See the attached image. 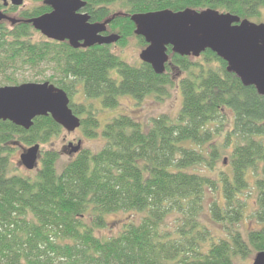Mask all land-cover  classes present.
Instances as JSON below:
<instances>
[{"label":"trees","instance_id":"trees-1","mask_svg":"<svg viewBox=\"0 0 264 264\" xmlns=\"http://www.w3.org/2000/svg\"><path fill=\"white\" fill-rule=\"evenodd\" d=\"M29 1L36 5L5 13L26 21L50 12L46 0ZM82 1L91 23L110 20L108 31L121 47L135 37L134 14L211 9L260 23L264 10V0ZM37 35L23 22L0 23V87L24 84L13 77L18 69L57 68L60 77L48 83L83 117L82 136L104 144L97 152L80 150L60 171V153L44 151L35 174H15L12 145H46L63 129L49 116L36 118L28 131L0 122V264H238L264 252V96L243 87L210 51L193 62L168 48L165 73L157 76L149 65L125 63L111 46L74 50ZM172 69L184 75L175 118L161 115L146 127L121 115L101 128L92 106L71 103L76 85L103 110H115L125 97L137 105L162 102L174 84ZM226 155L227 167L218 169ZM251 190L257 226L244 237L239 226ZM204 207L220 231L201 222ZM120 214L126 218L115 236L96 235Z\"/></svg>","mask_w":264,"mask_h":264},{"label":"water","instance_id":"water-1","mask_svg":"<svg viewBox=\"0 0 264 264\" xmlns=\"http://www.w3.org/2000/svg\"><path fill=\"white\" fill-rule=\"evenodd\" d=\"M23 2L0 0L6 9L22 7ZM43 5L50 9L49 13L26 21L0 12V23L29 24L45 39L66 42L74 50L111 46L119 41L118 35L107 34L109 19L90 22L83 12L86 3L82 0H46ZM129 18L135 37L142 38L146 45L139 60L149 65L155 75L165 73L168 48L173 55L191 59L210 51L226 63V71L235 75L243 87H253L259 96H264V23L255 24L211 9L164 10ZM48 116L66 133L80 128V119L69 109L66 93L54 85L44 82L0 87V122L28 131L36 118ZM80 150L81 142L67 146L69 156ZM40 156V146L34 145L23 151L19 161L26 171H33ZM252 264H264V252L256 253Z\"/></svg>","mask_w":264,"mask_h":264},{"label":"rangeland","instance_id":"rangeland-1","mask_svg":"<svg viewBox=\"0 0 264 264\" xmlns=\"http://www.w3.org/2000/svg\"><path fill=\"white\" fill-rule=\"evenodd\" d=\"M36 4L32 3L29 0H24L23 6L19 7V11L22 8H31L35 6ZM12 7H8L7 9L2 6L0 3V12H4L7 10H10ZM18 9V8H16ZM6 14V13H5ZM8 17L14 20H19L18 12L6 14ZM254 23V22H253ZM260 23H264V10L261 13V20ZM255 23V24H260ZM7 26L10 24L6 23ZM38 33V32H37ZM39 34V33H38ZM107 34H111L110 31L107 32ZM38 37H41V35H37L35 39H38ZM144 50V48L141 47V45L138 43V40H136L135 37L129 38L127 40V43L121 47L117 44L111 45L110 51L113 55L119 57L122 61L129 64L130 66L138 67L141 64V61L139 60V55ZM193 62H197L201 60V57L198 59H191ZM216 67V66H214ZM14 75L13 77L17 79L20 83H41V82H51L48 79L50 77H54V79L59 78V74L57 71V68L55 67H40L38 69L32 70L28 68L18 69L14 72H12ZM113 77H116V73H111ZM172 75L174 79L173 87L169 90V97L166 98L164 101L159 102L155 101L153 98H147L145 99L140 105L135 104L134 101L130 97L122 98L119 102V106L113 110H103L100 108V105L97 102L94 101H85L82 96V89L80 86L76 85V93L74 97H72L71 103L74 105H85V106H92L95 112V116L98 119V121L101 124V128H103L104 124L109 121L113 117L126 115L131 116L135 120L139 121L142 125L148 127L150 126L151 119L157 118L161 115H168L171 118H175L178 114L180 108H181V95L179 92V89L177 88V80L180 78H183L184 75L178 74L177 70L175 71L172 69ZM3 80V77L0 75V82ZM82 119L83 117H79ZM226 118L228 122L231 124V121L233 119V115L231 113H226ZM231 125L226 127V130H230ZM264 140V138H263ZM219 141H223V137H220ZM77 142H81V150L87 149L91 152H97L99 151L104 142L101 139L97 140H86L81 132L80 129H77L74 133H66L63 131L60 136L57 138L52 139L48 144L46 145H39L40 146V152L53 150L58 153H60L61 158L58 162L57 169L60 171L73 157L69 156L67 154V146L68 144L72 143L73 146L77 144ZM12 147V153L10 156V160L12 163V167L14 169L15 174H22V175H33L36 173L37 168L39 167V162L36 166V168L33 171H26L23 166L20 164V155L23 153L24 150L28 149L27 146H23L21 144H14ZM230 151V150H229ZM229 163V159L226 156H222L218 162V169H225ZM228 169V168H227ZM207 173V172H206ZM209 174V173H207ZM249 175V173H248ZM250 176V175H249ZM252 181V180H251ZM247 204V211H246V218L243 220V222L239 226V230L242 233V235L245 237V234L247 231L254 229L257 225L255 221L251 218L252 210L255 208V192L251 190L250 196L245 199ZM205 208V207H204ZM126 218V215L120 214L108 217V227L107 229L97 232L96 235L101 238H109L112 236H115L121 229V225L124 223ZM201 222L203 224H206L211 230L215 232L220 231L222 228L210 222L209 215L207 208L204 209V212L202 213ZM255 253L251 254V256L246 259L245 261H240L238 264H252V260Z\"/></svg>","mask_w":264,"mask_h":264}]
</instances>
